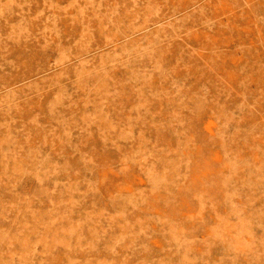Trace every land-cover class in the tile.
I'll list each match as a JSON object with an SVG mask.
<instances>
[{
  "label": "rangeland",
  "instance_id": "obj_1",
  "mask_svg": "<svg viewBox=\"0 0 264 264\" xmlns=\"http://www.w3.org/2000/svg\"><path fill=\"white\" fill-rule=\"evenodd\" d=\"M0 264H264V0H0Z\"/></svg>",
  "mask_w": 264,
  "mask_h": 264
}]
</instances>
